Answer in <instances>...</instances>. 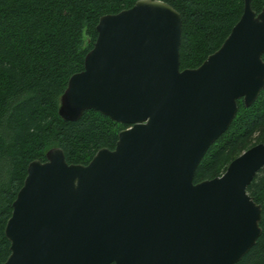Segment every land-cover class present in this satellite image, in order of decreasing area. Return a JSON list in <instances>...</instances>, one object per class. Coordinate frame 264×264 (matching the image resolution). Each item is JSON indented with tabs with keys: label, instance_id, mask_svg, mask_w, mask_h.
Returning <instances> with one entry per match:
<instances>
[{
	"label": "water",
	"instance_id": "water-1",
	"mask_svg": "<svg viewBox=\"0 0 264 264\" xmlns=\"http://www.w3.org/2000/svg\"><path fill=\"white\" fill-rule=\"evenodd\" d=\"M95 29L58 114L74 121L93 109L127 127L86 164L68 163L58 146L27 164L1 264H236L261 233V205L246 188L264 143L221 175L193 177L237 100L248 107L264 88V5L243 0L220 46L191 68L180 69L182 20L167 2L136 0Z\"/></svg>",
	"mask_w": 264,
	"mask_h": 264
},
{
	"label": "trees",
	"instance_id": "trees-1",
	"mask_svg": "<svg viewBox=\"0 0 264 264\" xmlns=\"http://www.w3.org/2000/svg\"><path fill=\"white\" fill-rule=\"evenodd\" d=\"M136 0H0V264L9 254L4 226L27 164L58 146L68 163L86 164L101 147L112 149L127 127L89 109L74 121L58 114L68 77L82 69L96 38V23ZM182 20L180 69L198 66L223 42L243 0H162ZM258 12L264 0H250ZM264 59V54L262 55ZM228 128L208 147L193 181L221 175L248 147L264 143V88L248 107L237 100ZM261 205V233L236 264H264V165L247 185Z\"/></svg>",
	"mask_w": 264,
	"mask_h": 264
}]
</instances>
